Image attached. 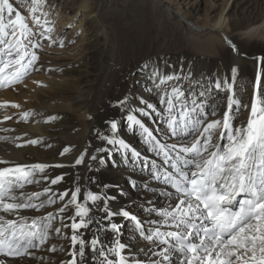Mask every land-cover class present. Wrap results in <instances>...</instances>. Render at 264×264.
<instances>
[{
    "label": "bare ground",
    "instance_id": "6f19581e",
    "mask_svg": "<svg viewBox=\"0 0 264 264\" xmlns=\"http://www.w3.org/2000/svg\"><path fill=\"white\" fill-rule=\"evenodd\" d=\"M108 1L113 0H43L38 11L31 13V0H10L17 11L26 15L34 33L33 42L39 45L36 51L29 49L38 57L33 70L36 67L43 72L50 69L53 82L46 90L37 89L38 79L33 74L15 86L0 91V104L8 105L0 107V137L8 138L0 140V159L18 164L49 165L35 177L39 183L26 185L21 191L42 192L49 188L50 191L40 200L52 196L56 203L39 211L22 210L21 215L37 217L49 212L56 214L79 187L78 202L85 203L92 218L88 228L79 229L83 233L82 238L90 241L99 237L104 244L112 247L117 234L111 231L110 225L116 223L120 230V243L126 245L122 254L128 258L129 264H133V261L148 264L144 251L152 245L140 235L135 222L122 215L107 219V213L103 210L105 199L86 201V193L92 192L106 198L110 211H128L141 223L160 219L149 209L164 206V198L158 193L167 186L155 180L153 174L157 171L162 173L167 166L151 150V145L145 143L140 127L128 118L134 116L140 120L162 143L173 142L172 139L163 138L166 130L163 119L147 107L151 104L157 112L163 110L160 103L163 92L154 86L158 83V79H153L154 72L178 77L161 88L171 91L172 86H178L186 97L190 93L199 96L200 92L208 89V103L219 106L221 112L227 96L232 94L240 99L242 105L250 103L258 72L264 84V7L259 0L252 8H241L243 0H206L205 12L200 15L203 0H149L150 9L162 14L167 28L178 33L179 38L189 42L195 50L205 53L207 60L180 67L178 61H189V51L172 55L157 53L141 61L137 72L132 68L128 83L122 89L119 86L110 90L113 106L110 101L103 100L92 107V94L99 77L95 72L107 63L106 56L111 54L114 39L113 26L108 16H103L105 11L116 9V6L107 4ZM33 16L40 17L41 25H34ZM66 26H70L68 31L65 30ZM48 28L52 31L48 32ZM186 34L190 36L185 37ZM41 37H45L44 44L39 42ZM74 48L75 52L67 54ZM62 51L68 52L58 53ZM225 81L232 85L231 92L223 89ZM217 82L222 84L221 89L215 87ZM12 104L18 107H12ZM115 110L118 112L115 113ZM11 111L17 112V117L4 122ZM25 112L31 113L26 120L22 118ZM143 112L150 115H143ZM247 115V110L241 108L234 125L245 121ZM52 117L55 119H50ZM112 123L116 124L115 129H112ZM29 140H38L39 143L28 144ZM109 140L113 143H109ZM119 140H123L128 148L121 147L117 143ZM65 148L69 151L61 155ZM131 150L140 155L133 157ZM81 157L82 163L76 164L75 161ZM151 161L156 162V168L152 167ZM6 166L0 164V167ZM59 176L63 177L59 183H50ZM137 179L143 181L144 185L158 187V192L145 191L137 185ZM64 192H68V196L59 200L58 197ZM133 201H142L145 207L139 208ZM75 212V207L69 205L64 213H59L57 219L51 222L52 227L45 242L29 249L31 255L10 259L0 256V260L5 264H67L72 259L70 237L73 230L63 225L73 223L70 217L75 216ZM76 221H79V217H76ZM129 226L135 228L136 235H129L126 231ZM153 227L155 225L145 226V235ZM55 228L61 231L56 233ZM167 230L172 229H162ZM76 247L79 248V245ZM85 254V260L77 258V264H96L90 248H85ZM109 259L115 257L109 256Z\"/></svg>",
    "mask_w": 264,
    "mask_h": 264
},
{
    "label": "snow or ice",
    "instance_id": "6c2138e0",
    "mask_svg": "<svg viewBox=\"0 0 264 264\" xmlns=\"http://www.w3.org/2000/svg\"><path fill=\"white\" fill-rule=\"evenodd\" d=\"M42 3L43 0H31L29 11L37 12ZM32 20L34 25H41L39 16H33ZM33 36L25 16L14 8L10 0H0V88L20 83L38 59L29 51L30 47L39 46L33 42ZM153 79H158L154 86L163 92L160 96L163 110L157 112L151 104L147 107L163 119L166 125L163 138L173 142L162 143L140 120L134 116L128 119L140 127L145 143L151 145V150L167 166L162 173L157 171L153 174L155 180L167 186L158 193L164 198V206L149 209L160 219L147 221L155 227L145 235L144 224L130 216L128 211H110L106 198L88 192L86 201L105 199L103 210L107 219L122 215L135 222L140 235L152 245L147 251L142 250L148 264H264V84L261 73H257L253 82L250 103L242 105L240 99L232 94L227 96L222 112L219 106L208 103V89L200 92L199 96L190 93L186 97L178 86H172L171 91L161 88L178 77L154 72ZM215 87L221 89L222 84L217 82ZM223 89L231 92L232 85L225 81ZM6 106L7 103L0 104V107ZM11 106L18 107L15 104ZM241 108L247 110V118L234 125ZM142 114L150 115L147 112ZM30 115V112H25L22 118L26 120ZM7 119L11 117L5 116ZM115 128L116 124L112 123V129ZM6 139L0 137V140ZM108 142L113 143L112 140ZM27 143L35 145L39 141L29 140ZM117 143L128 148L123 140ZM68 151L65 148L61 155ZM131 151L133 157L140 155ZM82 160L83 157L75 163L80 164ZM0 164L8 165L0 167V256L22 258L31 255L29 249L39 247L47 239L51 222L73 205L76 209L75 216L70 217L73 223L63 225L73 230L70 237L72 259L67 264H77V258L84 261L86 247L90 248L96 264H129L128 258L122 254L126 245L120 243V230L116 223L110 225L111 231L117 234L112 247L99 237L90 241L82 238L83 233L79 229L88 228L92 218L85 203L78 202L79 187L58 213L23 216L20 214L22 210L39 211L56 203L52 196L40 200L50 191L49 188L42 192L21 191L26 185L39 183L35 177L49 165L18 164L3 159H0ZM151 164L153 168L157 167L155 161ZM62 179L59 176L50 183L54 185ZM65 196L68 192L60 194L58 199L64 200ZM76 217H79L78 222ZM54 231L59 233L61 229L55 228ZM109 256L115 259H109ZM0 264L5 262L0 260ZM133 264L144 262L133 261Z\"/></svg>",
    "mask_w": 264,
    "mask_h": 264
},
{
    "label": "rangeland",
    "instance_id": "374dc122",
    "mask_svg": "<svg viewBox=\"0 0 264 264\" xmlns=\"http://www.w3.org/2000/svg\"><path fill=\"white\" fill-rule=\"evenodd\" d=\"M113 1H108L107 4L116 6V9L105 11L103 14L104 17L108 16L107 19L110 21L114 29L113 45L110 50L111 54L106 56L107 63L95 72L99 74V77L97 78L95 90L92 94V107L96 106L103 100H106L107 102L110 101L113 106L114 101L111 96L112 89H118L119 86H121L122 89L123 86L128 83L132 68H135L133 70H135L134 72H137L141 61L157 53L167 52V55H172V53L178 52L183 54L184 50L189 51L191 56H188L189 58L187 60L189 61H178L180 67L207 60L206 58H208V56L205 53L195 50L189 42L182 40V37L179 38L178 33L172 32L170 28H167L162 14L150 9L149 0H129L128 2L127 0ZM256 1L257 0H243L241 8H252L255 6ZM259 2L261 6L264 7V0H259ZM205 3L206 0H203V4L199 11L200 15L205 12ZM122 9H124V12ZM113 14L115 15L112 16ZM24 16L26 15L24 14ZM69 28L70 26H66L65 30L68 31ZM34 29H36V27H34ZM189 36V34L185 35V37ZM52 37L54 38V36ZM41 38H39V42H43L44 44L46 42L45 37ZM30 49H32V51L37 50L36 47H30ZM75 51L76 48L71 49L70 52L62 51L58 53L66 54L68 52L67 54H72ZM170 64H172V62ZM49 72L50 69L43 72L42 69L36 67V69L29 71L23 80L28 79V77L34 74L38 79V83L36 84L37 89L46 90L52 84L51 82H53L52 76L49 75ZM7 88L8 87L0 88V91L6 90ZM114 112L117 113L118 110H115ZM17 115L18 114L15 111L8 112L6 116L11 117V119H4V122L14 120ZM135 182L147 192L152 191V189H155V192H158V187L156 186L150 187L149 185H144V182L139 179L135 180ZM133 204L138 205L139 208L145 207V204L142 201H133ZM142 224H144V227L152 226L147 222H143ZM126 231L129 235H136V230L133 226L127 227Z\"/></svg>",
    "mask_w": 264,
    "mask_h": 264
}]
</instances>
